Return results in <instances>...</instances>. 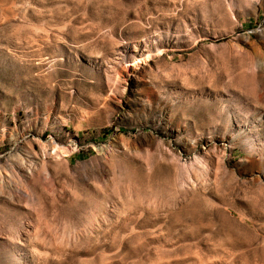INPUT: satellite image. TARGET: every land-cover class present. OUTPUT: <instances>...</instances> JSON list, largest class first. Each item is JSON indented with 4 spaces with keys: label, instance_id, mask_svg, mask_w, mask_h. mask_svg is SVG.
<instances>
[{
    "label": "rangeland",
    "instance_id": "1",
    "mask_svg": "<svg viewBox=\"0 0 264 264\" xmlns=\"http://www.w3.org/2000/svg\"><path fill=\"white\" fill-rule=\"evenodd\" d=\"M0 264H264V0H0Z\"/></svg>",
    "mask_w": 264,
    "mask_h": 264
}]
</instances>
